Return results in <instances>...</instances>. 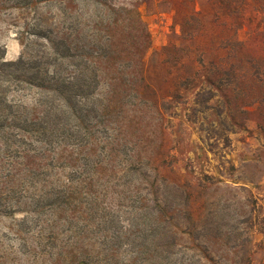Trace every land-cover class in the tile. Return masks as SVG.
Masks as SVG:
<instances>
[{"label": "rangeland", "instance_id": "obj_1", "mask_svg": "<svg viewBox=\"0 0 264 264\" xmlns=\"http://www.w3.org/2000/svg\"><path fill=\"white\" fill-rule=\"evenodd\" d=\"M47 36L98 73L91 105L110 112L113 159L83 186L66 183L79 209L54 216L46 209L42 224L58 227L41 237L39 224L24 221L53 204L47 193L59 171L31 158L34 172L51 176L19 183L16 208L1 209L0 264H165L163 239L146 215L136 235L121 236L132 218L124 196L143 192L147 180L126 175L138 163L181 188L168 195L180 210L173 261L188 258L191 242L190 264H264V0H0L5 60ZM25 94L39 114L35 92ZM187 202L194 243L184 233Z\"/></svg>", "mask_w": 264, "mask_h": 264}, {"label": "trees", "instance_id": "obj_2", "mask_svg": "<svg viewBox=\"0 0 264 264\" xmlns=\"http://www.w3.org/2000/svg\"><path fill=\"white\" fill-rule=\"evenodd\" d=\"M47 37L46 43L24 44L25 52L16 61H7L4 54H0V185L5 188L0 189V213L2 208H16L11 197V194L17 193L16 185L26 179L36 184V179L51 176L49 173L34 172L31 158L48 160V169L59 171L55 177H50L54 191L47 193L49 199L53 196L55 200L50 206L41 207V212L36 211L39 214L37 218L24 221L39 224L41 237L48 229L58 227L50 222H46V226L42 224L40 214L46 209L52 216L67 212L74 214L79 209L73 202L78 198L73 197L71 187L66 183L76 182L83 186L88 179L97 177L113 159L111 153L107 152L108 143L105 142L109 137L110 112L104 109L100 111L95 104L91 105L99 88L98 73L95 74L87 57L73 54L72 48L64 40ZM233 59L227 56L226 65L230 70H236ZM26 91L35 92L33 98L36 107L41 109L39 114L25 103L23 98ZM99 148L103 153H98ZM67 152L69 155H66ZM67 167L72 171L70 177L63 173ZM130 172L140 174L147 180L141 188L143 192L124 196L125 200H129L132 218L131 224L122 228L125 231L121 236L131 238L136 235L135 222L141 219L142 214L146 215L147 222L154 227L153 235L159 232V238L163 239L160 248L165 255V264H190L196 248L191 242L185 247L188 258L179 263L172 260L178 256L176 229L180 210L168 195L176 194L181 188L157 174H148L141 163L131 165L126 175ZM128 191L125 193L131 192ZM79 194L82 197L83 192ZM189 206L190 202H187V208L183 210V217L187 221L184 233L192 241L194 220ZM50 219L48 217L45 221ZM103 219L109 220L106 217ZM83 226L88 231V224ZM55 235L53 232L49 239L52 240ZM201 253L203 260H210L206 250Z\"/></svg>", "mask_w": 264, "mask_h": 264}]
</instances>
